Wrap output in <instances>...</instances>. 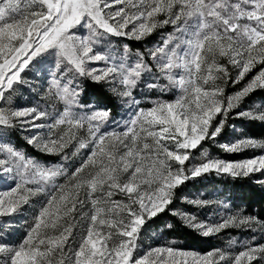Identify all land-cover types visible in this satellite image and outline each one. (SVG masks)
Instances as JSON below:
<instances>
[{
	"label": "snow or ice",
	"instance_id": "6c2138e0",
	"mask_svg": "<svg viewBox=\"0 0 264 264\" xmlns=\"http://www.w3.org/2000/svg\"><path fill=\"white\" fill-rule=\"evenodd\" d=\"M165 28L145 51L113 41H145ZM29 72L42 83L22 75ZM83 80L106 86L130 109L122 130L111 108L85 99ZM19 86L53 103L15 105ZM143 89L175 98L141 107ZM257 92H264V0H0V181L11 182L0 190V264H264L255 236L203 254L174 241L143 250L188 182L264 175V139H227L230 128L240 131L234 119L264 126ZM109 123L115 127L103 130ZM17 132L57 162L20 150L11 139ZM205 144L253 154L227 160ZM217 203V222L173 214L205 237L264 232V221ZM33 208L25 235L12 240L17 218Z\"/></svg>",
	"mask_w": 264,
	"mask_h": 264
},
{
	"label": "trees",
	"instance_id": "16d2710c",
	"mask_svg": "<svg viewBox=\"0 0 264 264\" xmlns=\"http://www.w3.org/2000/svg\"><path fill=\"white\" fill-rule=\"evenodd\" d=\"M117 47L121 48L124 43L131 46L133 52L136 49L145 51L147 49V42H136L126 40L122 38H113ZM81 86L86 89L87 95L85 99L94 103L97 107H109L112 109V117L120 122V129L124 127V121L126 119V109L121 104L119 99L109 93L104 86L97 85L90 80H83ZM141 99V107H150L151 101L155 99H174V95L171 93L162 94L159 91L143 89V94L138 96ZM252 101L259 103L264 101V92H257L253 95ZM240 131L232 135V129L228 130L227 139L234 140L239 138L242 134L248 135L258 139H264V126L260 124H249L246 121L240 119H234L231 121ZM107 128H114L115 125L109 123L105 126ZM12 142L22 151L28 155L45 162L48 164L56 163L57 159L54 156L44 155L38 151H35L20 136L14 133L11 137ZM226 140H220V143H224ZM205 147L209 149V153L212 156L220 157L227 160H240L248 158L249 156H240L238 154H227L219 150V145L205 144ZM194 154L197 157V162L200 159V152L194 150ZM264 181V175L260 173H253L247 178H235L228 176L217 177L215 175L208 177L207 179H198L190 181L183 188V191L179 193L178 198L174 201V204L170 207L175 211H185L188 213H195L201 220L208 222H217L222 214L220 211V205L218 201L227 203L233 212L243 210L245 215H250L264 221V183L258 182ZM187 199H202L210 201L204 208H196L193 205H189L186 202ZM173 212H167L161 214L157 225L148 233V238L145 239L144 246H157L161 244H167L170 241L175 242V247L196 251L199 253H207L215 248H226L228 241L235 238L237 241L251 240L253 236L256 237V243H264V232L244 229H226L220 234L205 237L202 234L193 231L184 226L180 218L173 214ZM167 224H172L173 227L168 229L165 227ZM238 251L239 248H234Z\"/></svg>",
	"mask_w": 264,
	"mask_h": 264
},
{
	"label": "rangeland",
	"instance_id": "374dc122",
	"mask_svg": "<svg viewBox=\"0 0 264 264\" xmlns=\"http://www.w3.org/2000/svg\"><path fill=\"white\" fill-rule=\"evenodd\" d=\"M170 31H171V28H165V29L159 30L156 33H154L151 37H149L147 40H145L147 42V44H146L147 49L153 47L155 44L160 42L161 36L163 34H166L167 32H170ZM145 41H143V42H145ZM254 74H255V70L250 75H254ZM22 75H25L26 79L33 80L34 83H42V81H40L39 79H34L33 73H31V72L26 73V74H22ZM243 83H244V81H242L240 84L235 85V86L230 85L227 88V91L229 93L236 91L240 87L243 86ZM104 87L106 88V86H104ZM106 90H107V88H106ZM13 103L15 105H19V106H32L34 104H39L41 107H46V106H48V104H51L53 102L49 101L46 103V101L42 97V95H38L36 91H31L26 86H19L17 89V92L15 93ZM55 107L58 109H62V105L59 102H55ZM125 109H126V114H125L126 119L124 121V124L130 118V114H131L130 109H128L126 107H125ZM49 111H52L51 107H49ZM103 130L110 131L112 129L105 127ZM16 134H18L23 141H25L23 139V136L28 135V133H26V132L25 133L17 132ZM29 146H31V145H29ZM218 148L223 153H226L220 147H218ZM34 150L37 151L36 149H34ZM227 154H229V153H227ZM234 154H238L240 156L247 155L250 157L253 153L251 150H247L243 153H234ZM81 158L82 157L75 158V163L77 165H78ZM10 183H11L10 181H8V182L0 181V190H6L9 187ZM38 206L39 205H37L36 207H38ZM34 211H35V208L29 209L28 211L25 212L23 217L17 218V223L13 226V236L11 237L12 240L18 242L20 239L23 238V236L25 235V229L27 228L28 223H31V216H32ZM146 249H147V247L144 246L143 250H146Z\"/></svg>",
	"mask_w": 264,
	"mask_h": 264
}]
</instances>
